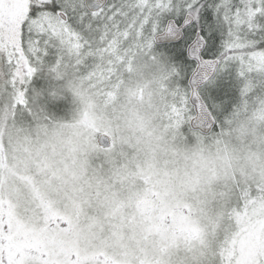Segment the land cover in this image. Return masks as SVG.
I'll use <instances>...</instances> for the list:
<instances>
[{
  "label": "snow or ice",
  "instance_id": "6c2138e0",
  "mask_svg": "<svg viewBox=\"0 0 264 264\" xmlns=\"http://www.w3.org/2000/svg\"><path fill=\"white\" fill-rule=\"evenodd\" d=\"M193 37L203 46L190 59ZM137 55L168 69L156 111L174 142L192 132L223 134L242 107L264 106V0H0V138L3 129L54 120L69 100L81 106V122L97 103L115 106ZM48 147L32 153L38 172L55 168ZM251 195L239 186L235 202ZM69 223L27 169L0 157V264H123L105 251L57 255L46 237ZM230 239L212 249L191 242L186 251L194 264L205 255L241 264L228 255ZM252 264H264V256Z\"/></svg>",
  "mask_w": 264,
  "mask_h": 264
},
{
  "label": "clouds",
  "instance_id": "9594fccd",
  "mask_svg": "<svg viewBox=\"0 0 264 264\" xmlns=\"http://www.w3.org/2000/svg\"><path fill=\"white\" fill-rule=\"evenodd\" d=\"M145 62V56H136L135 78L124 85L115 106L97 103L89 110L95 130L81 122V106L71 100L67 112L54 120L38 118L23 131L2 130L3 162L21 172L27 169L54 209L77 226L93 223L97 231H118L126 220L139 223L135 204L145 196L155 199L153 192L171 204L190 206L198 219L210 199L227 215L239 186L264 189V121L250 118L242 124L236 116L223 134L220 129L192 132L174 142L160 127L157 86L139 74ZM138 87L144 88V100L134 94ZM37 145L50 146V156L54 146V170L37 171L31 162ZM34 207L37 213L43 211L38 203ZM170 260L194 264L183 245L171 250ZM198 264L214 261L205 255Z\"/></svg>",
  "mask_w": 264,
  "mask_h": 264
},
{
  "label": "rangeland",
  "instance_id": "374dc122",
  "mask_svg": "<svg viewBox=\"0 0 264 264\" xmlns=\"http://www.w3.org/2000/svg\"><path fill=\"white\" fill-rule=\"evenodd\" d=\"M258 59L264 62V55H259ZM135 60L136 57L130 65L131 76L125 84L135 78ZM167 73L164 64L146 57L139 74L158 89L163 86ZM134 94L137 99L144 100L143 87H138ZM237 116L242 124L250 118L264 121V107L248 105L242 107ZM83 123L95 130L91 119ZM241 131H247V128L242 127ZM97 134L100 133L97 131ZM247 191L252 193L250 198L239 205L234 202L227 215L217 211L215 200L210 199L196 225L189 222L188 205L171 204L156 192L152 193L155 199L145 196L136 202V213L141 218L139 223L126 220L118 231H97L93 223L77 226L70 217L60 214L70 223L67 228L49 234L46 242L57 255L66 259H84L85 252L105 251L112 258L119 257L123 264H136L138 260L145 264H168L171 250L181 245L187 247L194 242L211 249L213 244L219 247L230 237L228 255L236 257L241 264H252L258 256H264V189L253 185ZM17 211L23 213L22 209ZM9 218L16 219L14 215Z\"/></svg>",
  "mask_w": 264,
  "mask_h": 264
},
{
  "label": "water",
  "instance_id": "95a60500",
  "mask_svg": "<svg viewBox=\"0 0 264 264\" xmlns=\"http://www.w3.org/2000/svg\"><path fill=\"white\" fill-rule=\"evenodd\" d=\"M203 45L200 44H196V37H195V40L192 42V45L191 47H189L188 49V54H189V58H193L194 56H196L198 54V50L199 48H201ZM195 49V51H194ZM112 141H111V138L109 137V143H108V147H111L112 146Z\"/></svg>",
  "mask_w": 264,
  "mask_h": 264
},
{
  "label": "trees",
  "instance_id": "16d2710c",
  "mask_svg": "<svg viewBox=\"0 0 264 264\" xmlns=\"http://www.w3.org/2000/svg\"><path fill=\"white\" fill-rule=\"evenodd\" d=\"M194 40H195V37H193V38H192V41H194ZM190 59H191V58H190ZM111 147H113V144H112V146H111ZM111 147H109V148H111Z\"/></svg>",
  "mask_w": 264,
  "mask_h": 264
},
{
  "label": "flooded vegetation",
  "instance_id": "af4514ba",
  "mask_svg": "<svg viewBox=\"0 0 264 264\" xmlns=\"http://www.w3.org/2000/svg\"><path fill=\"white\" fill-rule=\"evenodd\" d=\"M193 42V41H192Z\"/></svg>",
  "mask_w": 264,
  "mask_h": 264
}]
</instances>
